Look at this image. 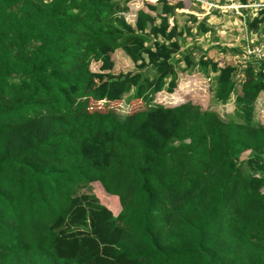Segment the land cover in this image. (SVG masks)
<instances>
[{"label":"trees","instance_id":"1","mask_svg":"<svg viewBox=\"0 0 264 264\" xmlns=\"http://www.w3.org/2000/svg\"><path fill=\"white\" fill-rule=\"evenodd\" d=\"M133 1L0 0V264H264V62L185 54L170 0L134 24ZM117 51L135 71L115 72ZM181 63L235 96V118L156 103ZM126 96L146 109L102 111ZM93 183L119 215L81 193Z\"/></svg>","mask_w":264,"mask_h":264},{"label":"rangeland","instance_id":"2","mask_svg":"<svg viewBox=\"0 0 264 264\" xmlns=\"http://www.w3.org/2000/svg\"><path fill=\"white\" fill-rule=\"evenodd\" d=\"M252 4H258L260 0H249ZM174 10V15L170 17L171 26L174 22L177 23L180 29L185 27L191 29V33L184 31V38L181 39V45L183 47V53L187 54L189 51L194 52L196 58L202 54H206L207 57L211 58L213 61L218 62L221 66L225 64H233L243 71L246 64L245 48L248 43L255 38L260 40L264 37V25L260 26L254 23L257 16L256 11L259 8H253L254 11H250L246 20H243L236 14H226L225 16L212 13L214 16L204 17L203 14L206 12L198 6H193L184 0H170ZM142 6L140 9H144L145 2L143 0H135L129 4L131 7L130 12L125 16L127 21L131 22L136 19L133 15H136L140 9L136 12L138 6ZM256 10V11H255ZM196 11V13H190ZM133 13V15H132ZM258 15V14H257ZM191 16H197L199 22L208 24L212 28L213 32L204 36H198L197 26L193 25L191 22ZM213 18L214 21L211 19ZM214 38L218 40L214 42ZM211 46V47H210ZM119 52V51H117ZM114 61L116 64L115 72H131L135 71V67L130 59L122 52L119 54H114ZM178 58V56H177ZM181 69L179 71V84L174 94L163 93L160 94L157 99V104H162L166 107H176L186 103H192L196 106H200L202 110H211L217 112L225 121H231L235 118L236 105L235 96L233 95L231 100L226 103H218L214 99V78L212 74L210 77H205L197 70L186 69L185 65L181 63ZM99 64H93L92 70L97 72L99 70ZM239 80H243L242 75H240ZM239 85H237V90ZM260 102L257 104V110L255 112V121L264 125L262 119L264 118V94L259 98ZM130 98L128 96L121 102H117L111 105H105L104 110L113 108L121 118L126 117L129 114H133L137 111L145 110V105L138 100L128 101ZM249 153H246L242 157V161H247ZM81 193H89L95 195L100 202L112 209V201H104L103 195L114 198L115 196H110L106 193L104 188L100 183H93L90 190L83 189ZM117 198V197H116ZM119 199V198H118ZM114 214V213H113ZM116 214V213H115Z\"/></svg>","mask_w":264,"mask_h":264},{"label":"built area","instance_id":"3","mask_svg":"<svg viewBox=\"0 0 264 264\" xmlns=\"http://www.w3.org/2000/svg\"><path fill=\"white\" fill-rule=\"evenodd\" d=\"M185 2L198 6L203 9L206 13L203 14L204 17L214 16L212 13H216L218 15L225 16L226 14H236L243 20H246V17L249 15L250 11H254L253 8H259V11L264 9V0H260L258 4H252L251 1L248 0V3L243 4L236 0H184ZM257 14H253V16H258ZM135 17V15H133ZM197 17V16H196ZM198 18V17H197ZM246 58V66L252 61L262 63L264 62V37L258 40L255 38L250 41L245 48Z\"/></svg>","mask_w":264,"mask_h":264},{"label":"crops","instance_id":"4","mask_svg":"<svg viewBox=\"0 0 264 264\" xmlns=\"http://www.w3.org/2000/svg\"><path fill=\"white\" fill-rule=\"evenodd\" d=\"M137 6H138V4H137ZM142 6L140 5V6H138V8L136 9V12L138 11V9H140ZM143 8V7H142ZM190 13H196V11H193V12H190ZM136 14V13H135ZM132 15H133V13H132ZM136 16V15H135ZM213 21H214V19L213 18H211ZM130 22V21H129ZM134 22H135V20L134 21H131L130 23H133L134 24ZM216 43V42H215ZM217 45H219L218 43H216ZM211 47V46H210ZM122 53V51H119V52H116V54L118 53ZM262 121H263V123H264V118L262 119ZM118 198V197H117ZM112 209L113 210H111L113 213H114V215H119V213L121 212V204H120V200H118V204L117 203H112ZM116 213V214H115Z\"/></svg>","mask_w":264,"mask_h":264},{"label":"clouds","instance_id":"5","mask_svg":"<svg viewBox=\"0 0 264 264\" xmlns=\"http://www.w3.org/2000/svg\"><path fill=\"white\" fill-rule=\"evenodd\" d=\"M136 17V16H135ZM130 23V22H129ZM116 216V215H115Z\"/></svg>","mask_w":264,"mask_h":264}]
</instances>
